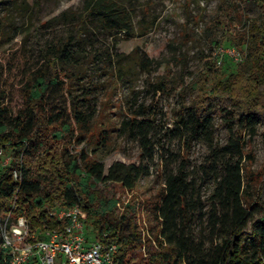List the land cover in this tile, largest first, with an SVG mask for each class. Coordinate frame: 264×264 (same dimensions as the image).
Instances as JSON below:
<instances>
[{
	"label": "trees",
	"instance_id": "1",
	"mask_svg": "<svg viewBox=\"0 0 264 264\" xmlns=\"http://www.w3.org/2000/svg\"><path fill=\"white\" fill-rule=\"evenodd\" d=\"M250 1L253 0H219L211 20L212 27L223 32L229 46L244 48L240 64L231 63L234 60L225 55L218 57L222 66L206 63L191 74L188 86L179 91L167 75L151 84L154 97L176 92V119L173 128L166 130L177 134L182 145L187 146L206 132V113L211 108L219 109L230 121L227 143L213 149L223 175L214 180L207 243L196 241L187 229L190 204L184 153L177 167L168 164L161 171L162 183L150 208L156 225L152 237L159 242V250L149 252L146 260L135 262L129 255L141 244L133 217L127 216L134 206L127 204L119 221L113 222L111 215L117 201L105 200L94 190L100 182L136 191L149 178V162L153 159L148 139L150 125L143 120L149 115L147 107L128 108L129 116L120 124V132L138 142V164L115 162L105 173L103 164L88 157L84 149L70 154L67 148L60 147L80 144L79 131L87 134L86 128L93 121L82 105L69 101L65 83L72 68L92 58L87 42L94 34H135L131 11L118 0H83L80 10H66L49 21L71 24L72 29L44 40L35 61L25 65L19 81L22 103L13 116L7 105L6 71L0 65V147L12 157L10 164L0 170V216L12 213L26 218L33 228L47 224L56 229L59 222L49 219L48 209L76 206L89 238L105 246H118L117 264H264V181L253 205L243 207L241 173L245 146L241 130L253 127L256 115L264 117V0H257L259 19L249 21L243 6ZM6 28L7 24L0 21V45L8 36ZM139 31L143 35L146 29L142 25ZM146 63L145 58L140 66ZM122 79L119 74L117 81ZM186 88L188 103L184 97ZM15 169L17 181L12 176ZM254 212L262 215L251 222ZM125 223L128 234L124 232ZM5 251L0 248V264H8L4 261Z\"/></svg>",
	"mask_w": 264,
	"mask_h": 264
},
{
	"label": "rangeland",
	"instance_id": "2",
	"mask_svg": "<svg viewBox=\"0 0 264 264\" xmlns=\"http://www.w3.org/2000/svg\"><path fill=\"white\" fill-rule=\"evenodd\" d=\"M118 1L131 11L135 34H94L87 42L92 58L83 66L72 68L65 83L69 101L82 105L93 121L86 128L87 134L79 131L80 144H62L60 147L67 148L70 154L84 149L88 157L103 164L105 173L115 162L138 164V142L120 132V124L129 116L128 108L147 107L149 115L143 120L150 125L148 139L153 159L149 162V178L136 191L100 182L94 188L101 198L117 201L111 215L113 222L119 221L127 204L134 206V211L130 210L127 216L133 217L141 244L130 250L129 255L139 262L146 260L152 251L159 250V242L152 237L156 225L150 208L162 183L161 171L168 164L177 167L182 153L186 157L190 204L187 229L196 241L208 242L211 193L215 178L223 175L213 149L227 143L230 122L213 107L206 113L209 116L206 132L196 136L187 146L182 145L177 134L166 130L173 128L176 119L179 100L176 92L154 97L151 84L167 75L179 91L182 86H188L191 74L200 71L206 63L222 66L217 58L222 51L234 47L228 45L220 29L211 25L219 0ZM82 6L83 0H0V21L7 24L8 35L0 45V65L6 71L4 83L12 116L21 107L19 81L25 65L35 61L38 47L44 40L64 35L72 29L71 24L49 21L66 10L78 11ZM243 7L247 20L259 19L257 0ZM142 25L146 29L143 35L139 31ZM234 50L240 53L241 60L231 63L238 65L244 60L245 50L243 47ZM145 58L148 63L141 67L140 61ZM119 74L123 75L121 82L117 81ZM184 97L188 103V88ZM253 120V127L241 130L245 145L241 171L243 207L253 205L264 181V117L256 115ZM261 215L254 212L251 222ZM126 225L123 228L128 234Z\"/></svg>",
	"mask_w": 264,
	"mask_h": 264
},
{
	"label": "built area",
	"instance_id": "3",
	"mask_svg": "<svg viewBox=\"0 0 264 264\" xmlns=\"http://www.w3.org/2000/svg\"><path fill=\"white\" fill-rule=\"evenodd\" d=\"M223 55L236 62L241 60L234 48L222 51L220 57ZM11 160V155L0 147V170ZM12 176L15 181L19 179L16 169ZM47 215L50 220L59 222L58 228L52 229L47 224L33 228L26 218L12 213L0 216V248L6 250L4 261L8 264L32 261L35 264H117L118 246H105L89 238L76 206L52 207Z\"/></svg>",
	"mask_w": 264,
	"mask_h": 264
}]
</instances>
